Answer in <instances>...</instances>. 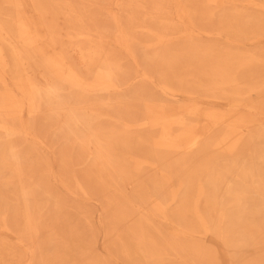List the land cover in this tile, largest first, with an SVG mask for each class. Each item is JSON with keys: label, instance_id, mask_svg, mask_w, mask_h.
Returning <instances> with one entry per match:
<instances>
[{"label": "bare ground", "instance_id": "6f19581e", "mask_svg": "<svg viewBox=\"0 0 264 264\" xmlns=\"http://www.w3.org/2000/svg\"><path fill=\"white\" fill-rule=\"evenodd\" d=\"M60 187L108 197L111 260ZM0 189V264L264 257V0H0Z\"/></svg>", "mask_w": 264, "mask_h": 264}, {"label": "rangeland", "instance_id": "374dc122", "mask_svg": "<svg viewBox=\"0 0 264 264\" xmlns=\"http://www.w3.org/2000/svg\"><path fill=\"white\" fill-rule=\"evenodd\" d=\"M147 135V134H145ZM50 145H51V150L45 151V153L48 155V158H51L52 161L55 164V159L54 157L57 158V161L60 160V157L64 150L66 149V144L59 142L54 136H50ZM57 164V163H56ZM57 171L58 168L56 166ZM60 169V168H59ZM78 170V169H77ZM152 177H150L149 174H145L143 176L144 182H147L148 185L146 186L145 193H141L143 195H150L152 191V187L149 184V180L151 181ZM51 184H53L51 182ZM133 184H127L124 187V193L130 197H137L138 192L134 191ZM1 192V189H0ZM60 195L66 200L67 206H68V211L70 216H72L71 220V225L77 226L76 228L82 230L85 227L88 228L89 233L85 235L86 237H89L88 241V246H92L94 248L95 253L102 259H110V252L107 251L106 247H110L109 244H111V241L113 240V237L106 236L105 235V230L109 229L111 227V223L106 219L105 212L106 214H109V211L112 210V208L108 205V197L104 196L101 193H98L96 196H93L92 199H86L85 197L82 196H77V197H71L70 195L67 194V191L60 187ZM139 194V195H141ZM149 206V205H148ZM177 206L171 205L169 208L174 209ZM179 206L175 209L178 210ZM81 216V221L78 220V217ZM19 219V218H18ZM87 221L90 222L91 228L88 226ZM160 221V220H158ZM16 225V221H15ZM20 225V223H19ZM91 232V233H90ZM42 241V236L38 239H36V242H41ZM3 242L9 246L10 248H17V243L16 240H12L9 238H3ZM205 246L209 248L211 251H213V256L218 260L220 264H236L240 263L242 258L245 261H250V260H255L259 258L262 255V252L260 250L256 249H243L242 251H238L237 249L234 248H225L221 244L220 238H209L207 241H204ZM112 252L114 250H111ZM17 253V258L20 259L25 253L21 249H16ZM172 260L177 261L173 256H170ZM264 257L261 256V260H263ZM135 259H132V261ZM237 260V261H236ZM132 261H128L127 264H132ZM13 264H17V262L12 261ZM119 264H122L119 262ZM189 264H193L190 262Z\"/></svg>", "mask_w": 264, "mask_h": 264}]
</instances>
